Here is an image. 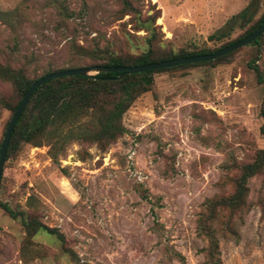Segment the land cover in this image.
<instances>
[{"label":"rangeland","instance_id":"374dc122","mask_svg":"<svg viewBox=\"0 0 264 264\" xmlns=\"http://www.w3.org/2000/svg\"><path fill=\"white\" fill-rule=\"evenodd\" d=\"M56 1L69 18L48 0H0V11H19L12 27L0 19V62L32 79L86 65L70 55L73 45L101 57L212 51L264 11V0H128L138 10L131 16L122 15V0ZM152 14L153 24L145 21ZM217 30L227 35L210 39ZM251 62L264 77V33L259 46L217 61L154 71L121 113V134L103 147L64 137L50 159L45 144L20 143L4 161L0 202L62 239L43 230L26 239L20 216L0 209V264H264V169L230 216L235 236L222 234V210L206 222L211 238L199 228L237 168L264 150V92ZM110 89L96 107H114L118 91ZM0 95L15 102L1 81ZM9 114L0 107V140ZM93 116L89 110L80 127L91 130Z\"/></svg>","mask_w":264,"mask_h":264},{"label":"trees","instance_id":"16d2710c","mask_svg":"<svg viewBox=\"0 0 264 264\" xmlns=\"http://www.w3.org/2000/svg\"><path fill=\"white\" fill-rule=\"evenodd\" d=\"M48 4L55 7L57 9V13L64 19L70 17L71 14L67 12L61 2L48 0ZM121 4L122 15L134 16L138 11L130 2H128V0H122ZM250 16L251 13H248L247 8L243 9L238 14V17L241 18L243 22L249 20ZM15 17L19 18V11L15 8L10 11H0V19H2L4 23L10 27L18 21ZM155 18L156 17L152 14V16H147L145 21H150L153 24ZM263 20L264 11L255 24L245 31L244 34L235 40L220 46L216 50L228 46L251 34L260 26ZM263 33L251 42L250 45L259 46ZM226 35L225 32L222 31L221 33L220 30H217L213 35L209 36V38L219 39L220 37H224ZM216 50H200L195 53L179 52L176 54L168 52V54L166 53L164 55L154 57L152 56L151 49L148 48L144 54H140L138 56H131L128 54H110L108 56L101 57L97 54L99 52L93 53L74 45L72 48L69 47V51H72L70 54L72 57H79L81 60H86L88 62L83 67L78 68L90 66H139L182 57L209 54ZM222 57L224 56L218 57L212 61H217ZM205 63L208 62L184 64L176 67L139 72L135 74H123L120 79H117V77L122 73L114 72L97 73L92 77L67 76L48 80L34 90L16 120L8 140L4 161L17 150L20 143L29 144L33 147H39L42 143L45 144L49 149L50 159H54L56 152L62 148V141L64 137H66V139L76 141L96 143L97 146L103 147L101 145L114 141L121 134L122 129L119 126L121 113L128 108L131 102L138 95L148 90L152 83L151 75L154 71ZM249 67L254 71L256 81L262 86L264 92V77L262 73L253 62L249 64ZM50 72L52 71L46 69L40 76L30 79L26 75L24 68H14L6 61L0 62V81L11 86L13 90V97L15 98V102L10 105L8 101L0 95V107L5 108L10 112L9 118L3 128L1 139L9 119L26 90L38 78ZM110 88L115 89L116 96V91H118V98L113 105L114 107L107 110L96 107L102 102L103 98H107V93L112 95ZM89 110H92V115H94V126L91 130L84 126V129H82L78 124V121ZM263 169L264 150H256L249 162L243 163L237 168V174L232 179L231 190L227 194L222 195L219 199L213 200L208 204V208L206 209L208 214L206 215V218H203L199 223V228L201 231L206 232V237L211 238V231L209 226H206V222L213 219L217 210H222L226 214V219L222 221V234L235 236V232L234 234L232 232L233 228L230 216L237 213L244 207L245 195L247 192L246 184L251 177L261 174ZM0 209L6 212V214L12 219H16L17 216H20V224L23 228L26 239L32 238L38 230H43L48 234H54L58 237V239H62L55 229L47 228L41 225L37 219L28 218V216H24L23 214L21 215V212L17 213L12 211L6 203L0 202ZM212 245V248L215 249L214 243H211V246ZM213 262L216 263L217 261L214 260Z\"/></svg>","mask_w":264,"mask_h":264},{"label":"water","instance_id":"95a60500","mask_svg":"<svg viewBox=\"0 0 264 264\" xmlns=\"http://www.w3.org/2000/svg\"><path fill=\"white\" fill-rule=\"evenodd\" d=\"M264 32V20L260 24V26L251 34L243 37L242 39L225 46L221 49H218L212 53L204 54V55H195L189 57H182L172 60H165L157 63L139 65V66H124V67H104V66H90L84 68H71V69H64V70H55L48 74H45L38 78L35 82H33L29 88L26 90L24 95L22 96L20 102L18 103L15 111L13 112L11 118L9 119L1 142H0V177L2 175V169L4 165L5 159V151L8 144V140L13 129V126L18 119L19 115L21 114L24 106L26 105L27 100L34 92V90L42 85L43 83L47 82L48 80L58 78V77H67V76H81V77H92L97 73H114V72H121L122 74L117 77L120 79L123 74H135L139 72L145 71H153L158 69H166L171 67H176L184 64H194L199 62H209L215 60L218 57L225 56L241 47H244L255 39H257L261 33ZM93 73V74H90Z\"/></svg>","mask_w":264,"mask_h":264}]
</instances>
